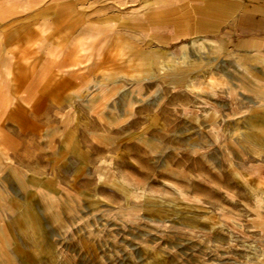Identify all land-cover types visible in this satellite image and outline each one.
Here are the masks:
<instances>
[{
  "label": "rangeland",
  "instance_id": "374dc122",
  "mask_svg": "<svg viewBox=\"0 0 264 264\" xmlns=\"http://www.w3.org/2000/svg\"><path fill=\"white\" fill-rule=\"evenodd\" d=\"M180 1L30 0L23 84L0 25V264H264V56L152 43Z\"/></svg>",
  "mask_w": 264,
  "mask_h": 264
},
{
  "label": "crops",
  "instance_id": "0c3cea01",
  "mask_svg": "<svg viewBox=\"0 0 264 264\" xmlns=\"http://www.w3.org/2000/svg\"><path fill=\"white\" fill-rule=\"evenodd\" d=\"M29 3L30 0H0V25L15 26L21 35L17 40H9L6 47L12 49L7 55L12 59L7 67L8 72L19 75L22 84L32 64L28 44L30 34L28 38L25 30L31 25H43L40 18L46 17L41 7L22 12L21 8L27 7ZM169 4L150 15L152 21L158 18L168 22L162 25L167 27L166 30H152V43L164 47L202 39L211 49L204 56H264V0H183ZM80 13L74 3H65L59 15L60 19L69 21L77 19ZM13 34L15 36V32ZM8 37L2 41L5 42ZM183 52L187 54L185 49Z\"/></svg>",
  "mask_w": 264,
  "mask_h": 264
},
{
  "label": "bare ground",
  "instance_id": "6f19581e",
  "mask_svg": "<svg viewBox=\"0 0 264 264\" xmlns=\"http://www.w3.org/2000/svg\"><path fill=\"white\" fill-rule=\"evenodd\" d=\"M193 86H196L195 84H193ZM243 118V117H242ZM241 122V121H240ZM241 126V125H240ZM248 127L251 128V124L250 125H247ZM253 127V126H252ZM248 136L252 137L253 140L257 143H259L260 145H263L264 146V142L261 138H259L257 135H252V134H249ZM263 155V153H262ZM263 157V156H262ZM258 171V169H256ZM236 176L240 179L243 180V177L241 176V174H239L238 172L235 173ZM118 188H120L126 196H129L130 194L133 195L134 199H138V198H141V197H146V198H149V195H147L145 192H142V191H133L132 192V189L130 187L127 186L126 183L124 182H119V184H116L114 183ZM116 187V188H117ZM248 192L250 193V195L256 200V203L258 204V206L260 208L264 207V185L262 184V181L260 178H252V183H250V187L247 188ZM158 202L160 204H169L170 206H179L177 203H175L174 201H168L166 199H159ZM178 208L176 209H172L173 212L175 213H183V211H178L177 210ZM206 213V212H205ZM200 214V213H199ZM199 214L197 213H193V214H189L188 217L190 219H198L199 218ZM32 223L29 221V226L31 225ZM260 256L262 257V261L264 260V251L261 250V253H260ZM264 263V262H262Z\"/></svg>",
  "mask_w": 264,
  "mask_h": 264
}]
</instances>
